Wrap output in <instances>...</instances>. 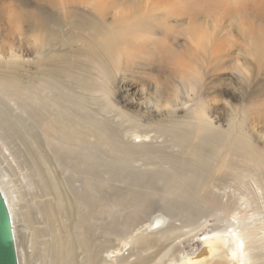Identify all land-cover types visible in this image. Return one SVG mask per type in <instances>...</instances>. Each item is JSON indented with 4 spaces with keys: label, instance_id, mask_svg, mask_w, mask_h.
Masks as SVG:
<instances>
[{
    "label": "rangeland",
    "instance_id": "rangeland-1",
    "mask_svg": "<svg viewBox=\"0 0 264 264\" xmlns=\"http://www.w3.org/2000/svg\"><path fill=\"white\" fill-rule=\"evenodd\" d=\"M263 32L264 0H0V73L18 85L0 89V107L20 115L23 134H36L49 153L54 136L39 132L38 110L56 109L47 95L70 98L75 117L90 122L89 141L107 139L88 147L100 195L109 163L110 183L125 195L135 173L182 163L186 170L190 163L178 159L198 148L204 159L191 199L168 196L156 179L142 202L166 219L153 236L157 245L177 235L164 264L193 252L201 233L231 228L244 241L240 263L264 264V57L255 44ZM130 131L151 137L143 143L172 159L114 158L133 142ZM1 152L24 205L25 181Z\"/></svg>",
    "mask_w": 264,
    "mask_h": 264
},
{
    "label": "bare ground",
    "instance_id": "bare-ground-1",
    "mask_svg": "<svg viewBox=\"0 0 264 264\" xmlns=\"http://www.w3.org/2000/svg\"><path fill=\"white\" fill-rule=\"evenodd\" d=\"M262 34L255 38V44L259 56L264 57ZM4 88L17 90L18 85L15 79H7L0 73V89ZM47 98L54 102L56 109L51 112L38 110L36 126L42 135L54 136L49 153L41 146L36 134H23L20 115L15 114L13 118L8 110L0 107V153L4 157L2 147L8 151L28 192L24 205L18 206L19 191L10 186L13 180L7 178L14 168L8 162L7 170L0 160V191L11 218L18 264H32L29 258L35 254L38 261L34 264H126L131 257L134 260L132 264H164L173 252L175 245L171 242L177 235L173 234V238L168 237L157 245L153 236L163 232L165 224H161L166 219L162 215L153 216L152 209L148 210L150 206L142 202L147 195L155 193L150 187L156 179L162 180L168 196H177L179 200L191 199L198 189L197 170L204 159L199 149L191 151L183 160L178 159L177 162L190 163L186 170L182 163L171 169L135 173L136 177L125 195L120 192V187L111 185L110 169L114 163H109L107 169L103 167L107 175L106 190L100 195L99 166L94 164L88 147L96 141L106 143L107 139L98 136L93 142L89 141L92 133L90 122L75 117L70 98L56 93L52 97L47 95ZM58 98L66 101L61 104ZM43 118L47 121L44 122ZM49 130L52 133L49 134ZM130 134L133 142L128 141L115 149L112 153L114 158L128 163L135 153H140L151 160L172 159L155 146L143 143L151 137L133 131ZM192 161L197 164L193 166ZM77 182L80 189L76 187ZM213 202L219 204L216 200ZM167 204L171 207L176 203L167 201ZM145 213V219L147 214L151 215L149 221L138 226L145 221ZM14 224L19 228L13 229ZM262 229L264 232V226ZM21 236L28 238L26 247ZM199 244L193 252L177 259L173 257L169 264H241L244 241L239 230L231 228L201 233ZM24 248L30 251L25 252ZM125 250H128L126 255ZM25 255L28 257L26 261L23 259Z\"/></svg>",
    "mask_w": 264,
    "mask_h": 264
},
{
    "label": "water",
    "instance_id": "water-1",
    "mask_svg": "<svg viewBox=\"0 0 264 264\" xmlns=\"http://www.w3.org/2000/svg\"><path fill=\"white\" fill-rule=\"evenodd\" d=\"M0 264H18L9 210L0 191Z\"/></svg>",
    "mask_w": 264,
    "mask_h": 264
}]
</instances>
